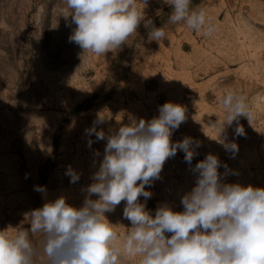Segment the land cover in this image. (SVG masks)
<instances>
[{"label": "rangeland", "instance_id": "374dc122", "mask_svg": "<svg viewBox=\"0 0 264 264\" xmlns=\"http://www.w3.org/2000/svg\"><path fill=\"white\" fill-rule=\"evenodd\" d=\"M192 7L215 25L210 36L170 24L171 7L147 0L137 32L97 56L69 41L76 25L64 0H0V230L30 229L32 210L60 197L82 207L107 137L158 117L167 102L186 110L171 141L190 137L201 146L191 165L177 150L145 186L152 195L139 200L153 217L161 206L183 211L181 199L198 175L192 169L209 153L221 162L222 183L264 188V0H192ZM152 26L166 32L159 43L149 39ZM229 90L245 96L252 113L250 122L239 120L243 136L235 135V122L225 126L223 135L239 148L234 155L217 141L226 119L219 101ZM93 127L106 138L87 134ZM69 168L79 175L75 183ZM124 207L105 213L121 237L132 227ZM30 239L39 249L41 234ZM43 259L41 252L37 264Z\"/></svg>", "mask_w": 264, "mask_h": 264}, {"label": "clouds", "instance_id": "9594fccd", "mask_svg": "<svg viewBox=\"0 0 264 264\" xmlns=\"http://www.w3.org/2000/svg\"><path fill=\"white\" fill-rule=\"evenodd\" d=\"M163 2L172 9L170 24H184L205 36L215 32L208 14L193 8L192 0ZM64 3L76 25L69 41L84 52L104 56L137 32L145 20L147 0ZM165 37L163 27H151L150 40L159 43ZM219 102L226 109V119L217 124V141L234 155L239 148L223 135L225 126L235 122V135L243 136L239 120L246 117L250 122L252 113L246 97L234 90L223 94ZM185 111L182 105L167 102L159 108L158 117L122 126L108 136L104 158L87 187L83 206L76 208L60 197L32 210L30 229H18L14 235L0 230V264H37L41 252L40 264H125L128 258H138V264H264V188L222 183L218 156L209 153L192 169L198 175L195 186L181 199L182 212L161 206L153 217L140 202V197L145 201L151 197L145 186L159 179L165 162L177 150L184 152L191 165L201 146L190 137L171 141L173 131L185 122ZM86 133L95 134L97 140L106 138L95 127ZM66 174L72 183L79 179L71 168ZM36 190L45 189L39 186ZM93 195L98 199H91ZM122 201L123 217L132 225L123 237L105 216ZM36 233L42 236L39 249L30 239Z\"/></svg>", "mask_w": 264, "mask_h": 264}, {"label": "bare ground", "instance_id": "6f19581e", "mask_svg": "<svg viewBox=\"0 0 264 264\" xmlns=\"http://www.w3.org/2000/svg\"><path fill=\"white\" fill-rule=\"evenodd\" d=\"M57 107V106H56Z\"/></svg>", "mask_w": 264, "mask_h": 264}]
</instances>
